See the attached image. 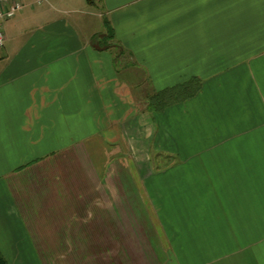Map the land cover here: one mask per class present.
<instances>
[{
    "label": "crops",
    "instance_id": "1",
    "mask_svg": "<svg viewBox=\"0 0 264 264\" xmlns=\"http://www.w3.org/2000/svg\"><path fill=\"white\" fill-rule=\"evenodd\" d=\"M19 2L0 48L3 264H264V0Z\"/></svg>",
    "mask_w": 264,
    "mask_h": 264
},
{
    "label": "trees",
    "instance_id": "2",
    "mask_svg": "<svg viewBox=\"0 0 264 264\" xmlns=\"http://www.w3.org/2000/svg\"><path fill=\"white\" fill-rule=\"evenodd\" d=\"M104 26L107 29L108 38L112 39V30L106 21H104ZM199 87L200 84L198 83V80L191 79L181 85L160 91L148 99L147 108L151 111L163 110L171 104L191 98L198 92ZM0 264H3L1 260Z\"/></svg>",
    "mask_w": 264,
    "mask_h": 264
},
{
    "label": "built area",
    "instance_id": "3",
    "mask_svg": "<svg viewBox=\"0 0 264 264\" xmlns=\"http://www.w3.org/2000/svg\"><path fill=\"white\" fill-rule=\"evenodd\" d=\"M21 7L19 0H0V48L4 42L3 23L12 19Z\"/></svg>",
    "mask_w": 264,
    "mask_h": 264
}]
</instances>
